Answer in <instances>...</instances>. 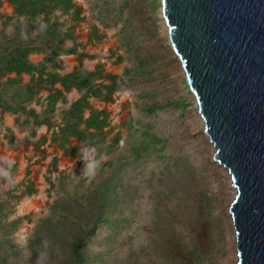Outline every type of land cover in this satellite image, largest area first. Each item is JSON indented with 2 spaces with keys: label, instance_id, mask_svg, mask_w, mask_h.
Segmentation results:
<instances>
[{
  "label": "rangeland",
  "instance_id": "1",
  "mask_svg": "<svg viewBox=\"0 0 264 264\" xmlns=\"http://www.w3.org/2000/svg\"><path fill=\"white\" fill-rule=\"evenodd\" d=\"M166 31L160 0H0V264H234L235 190Z\"/></svg>",
  "mask_w": 264,
  "mask_h": 264
},
{
  "label": "water",
  "instance_id": "2",
  "mask_svg": "<svg viewBox=\"0 0 264 264\" xmlns=\"http://www.w3.org/2000/svg\"><path fill=\"white\" fill-rule=\"evenodd\" d=\"M160 6L201 131L214 147L212 160L235 190L227 216L234 264H264V0H160Z\"/></svg>",
  "mask_w": 264,
  "mask_h": 264
},
{
  "label": "bare ground",
  "instance_id": "3",
  "mask_svg": "<svg viewBox=\"0 0 264 264\" xmlns=\"http://www.w3.org/2000/svg\"><path fill=\"white\" fill-rule=\"evenodd\" d=\"M160 8H161V6H160ZM160 15H161V12H160ZM162 17V16H161ZM163 20V19H162ZM164 22V21H163ZM165 24V23H164ZM165 27H166V24H165ZM166 30H167V27H166ZM166 37H167V31H166ZM180 65V64H179ZM180 68H181V66H180ZM182 69V68H181ZM183 75H184V73H183ZM195 112H196V110H195ZM197 113V112H196ZM198 114V113H197ZM198 116L201 118V116L198 114ZM201 120H202V123H203V119L201 118ZM202 128H203V126H202ZM210 143V142H209ZM211 144V143H210ZM212 145V144H211ZM213 146V145H212ZM4 152L2 151V150H0V159H1V155L3 154ZM18 155H19V153H17ZM10 156H12V154H9ZM9 156V157H10ZM20 161V164L21 165H23V163H24V161L22 160V159H20L19 160ZM221 166V165H220ZM21 167H23V166H21ZM222 167V166H221ZM2 173H4L3 172V170H2V161L0 160V186H5V181H4V179H3V174ZM230 184H231V182H229ZM41 187H42V185H41ZM232 190H234V188L232 187V186H230V190H229V195L226 197V201H228L229 199H230V196L232 195ZM27 199H30V198H27ZM37 200H29V201H27L26 203H23V204H21V206L19 207V213H24V212H26L28 209H35V208H37V209H40L41 207H42V205H43V199H44V195L42 194V193H40L39 194V196L36 198ZM232 199V198H231ZM231 201V200H230ZM230 203V202H229ZM33 204H35V206L33 205ZM227 209V216H228V212H229V208L227 207L226 208ZM227 216H226V221H227ZM227 223H229V221H227ZM231 240H232V246L234 247V251H233V258L234 259H236V256H235V240H236V238H235V235L233 234V232H232V236H231ZM226 262H224V263H227V264H230L231 263V261H232V257H230V259H227V260H225Z\"/></svg>",
  "mask_w": 264,
  "mask_h": 264
},
{
  "label": "clouds",
  "instance_id": "4",
  "mask_svg": "<svg viewBox=\"0 0 264 264\" xmlns=\"http://www.w3.org/2000/svg\"><path fill=\"white\" fill-rule=\"evenodd\" d=\"M77 153L79 160L83 162L81 173L88 178L95 175L96 170L100 167L102 157L97 158L94 149L92 148H78Z\"/></svg>",
  "mask_w": 264,
  "mask_h": 264
},
{
  "label": "trees",
  "instance_id": "5",
  "mask_svg": "<svg viewBox=\"0 0 264 264\" xmlns=\"http://www.w3.org/2000/svg\"><path fill=\"white\" fill-rule=\"evenodd\" d=\"M32 66H28L26 68L24 67H18L15 70L20 72L22 70H28L31 69ZM76 74H66L64 76H59L58 74H50V77L53 78L54 80L60 81L62 83V85L64 87H68L69 85H71L73 83V79L75 78ZM84 98V97H83ZM80 101H77L74 103V106H76ZM92 121H95L93 118H89V122L92 123ZM80 247L79 245L76 246V248L74 249V256L76 257V264H82L81 260H82V254L80 253V251L78 250Z\"/></svg>",
  "mask_w": 264,
  "mask_h": 264
}]
</instances>
